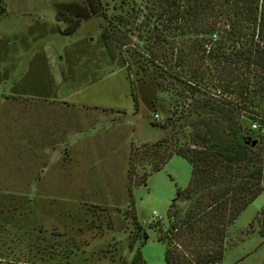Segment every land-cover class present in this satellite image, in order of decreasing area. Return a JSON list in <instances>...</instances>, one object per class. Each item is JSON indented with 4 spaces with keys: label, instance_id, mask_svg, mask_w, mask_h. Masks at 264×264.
<instances>
[{
    "label": "rangeland",
    "instance_id": "374dc122",
    "mask_svg": "<svg viewBox=\"0 0 264 264\" xmlns=\"http://www.w3.org/2000/svg\"><path fill=\"white\" fill-rule=\"evenodd\" d=\"M209 2L201 15L192 0H100L63 34L56 10L70 17L64 6L85 0H0V264H132L135 248L147 264H163L165 241L156 237L190 166L173 155L152 170L143 152L128 179L129 149L173 131L167 118L187 100L171 73L199 72L209 91L216 76H230L223 29L236 19L246 32L241 3ZM232 73L238 86L248 77L242 66ZM263 92L240 91L262 127ZM250 121L241 117L247 134L261 135ZM263 206L264 186L226 227L219 264H264L254 220ZM134 218L141 230L129 249ZM173 241L184 258L195 254ZM202 250L212 246L204 241Z\"/></svg>",
    "mask_w": 264,
    "mask_h": 264
},
{
    "label": "trees",
    "instance_id": "16d2710c",
    "mask_svg": "<svg viewBox=\"0 0 264 264\" xmlns=\"http://www.w3.org/2000/svg\"><path fill=\"white\" fill-rule=\"evenodd\" d=\"M209 1L192 0L194 12L201 15L206 13L211 6ZM85 2L83 6H64L67 15L72 13L70 17L56 10L55 18L67 22L63 34L72 33L81 19L97 12L100 0ZM230 2L233 5L241 3L235 9L243 13V20L246 21L243 25L245 33L240 32V24L236 19L227 22L223 29L229 48L220 51V55L232 65V68H225L227 72L231 70L230 76H216L212 84L214 90L209 91L203 82V74L199 72L192 70L185 75L171 73L170 76L167 71L170 77L180 82L181 92H185L187 100L182 101L175 116L167 118L173 131L149 146L144 145L143 150L136 147L129 149L128 179L135 167V159L143 152L152 155V170L160 169L173 155L182 157L190 166L187 185L182 189L175 188L174 199L169 204V207H174L170 212L167 210L171 222L156 237L157 241H165L163 264H213L220 260L226 227L264 186V138L261 135L249 136L248 128L241 122L244 116L252 122L262 120L251 103L244 101L241 95L247 89L264 91V0ZM215 32L216 35L219 33L217 30ZM102 37H105L104 34ZM237 66L244 67L248 73L239 86L233 83L235 78L232 72ZM252 66L258 68L257 73L251 71ZM231 93L236 95L230 98L228 95ZM131 99L133 110L136 111L137 101L134 96ZM151 124L157 125L155 122ZM144 180L142 178L140 182ZM177 200H185V207H178L175 204ZM254 220L258 233L264 237V206L254 216ZM132 223L136 233L128 238L129 249H132L137 232L141 230L135 218ZM251 223L248 224L249 228H252ZM173 240L194 246L195 254L189 259L184 258L169 247ZM204 241L212 246L210 252L202 250ZM131 262L147 264L138 248H135ZM119 264L124 262L120 261Z\"/></svg>",
    "mask_w": 264,
    "mask_h": 264
},
{
    "label": "built area",
    "instance_id": "2783aa9c",
    "mask_svg": "<svg viewBox=\"0 0 264 264\" xmlns=\"http://www.w3.org/2000/svg\"><path fill=\"white\" fill-rule=\"evenodd\" d=\"M250 128L258 131L259 134L264 135V127L260 126L257 122L253 121L250 123ZM214 264H219L218 262Z\"/></svg>",
    "mask_w": 264,
    "mask_h": 264
}]
</instances>
